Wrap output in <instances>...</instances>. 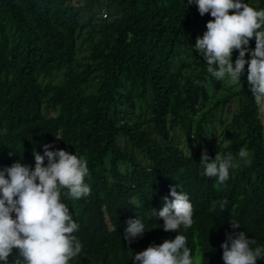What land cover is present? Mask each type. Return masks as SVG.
I'll use <instances>...</instances> for the list:
<instances>
[{
	"label": "trees",
	"instance_id": "1",
	"mask_svg": "<svg viewBox=\"0 0 264 264\" xmlns=\"http://www.w3.org/2000/svg\"><path fill=\"white\" fill-rule=\"evenodd\" d=\"M102 2L105 23L91 29L92 58L79 70L74 63L79 33ZM243 2L264 9V0ZM197 13L195 0H0V168L14 161L34 167L32 152L43 154L45 143L88 162L90 195L61 194L83 245L69 264H134L136 252L174 238L161 218L151 217V209L163 206L162 197L172 199L171 187L187 193L193 205V224L179 234L186 236L194 261L224 264L226 232L245 231L264 246V130L247 65L242 87L209 105V87L216 90L221 83L193 48ZM248 47H255L254 38ZM180 51L198 64L194 77L182 84L172 69ZM237 55L233 50V62ZM43 104L59 113L45 114ZM224 105L234 110L226 128L232 143L220 154L237 157L245 147L250 163L237 157L240 166L220 184L202 174L199 162L202 151L211 158L218 152L207 125ZM176 127L191 157L174 141ZM132 198L142 206H133ZM137 217L146 232L129 244L123 238L126 221ZM233 219L239 229L229 226ZM16 252L9 264H15Z\"/></svg>",
	"mask_w": 264,
	"mask_h": 264
},
{
	"label": "clouds",
	"instance_id": "2",
	"mask_svg": "<svg viewBox=\"0 0 264 264\" xmlns=\"http://www.w3.org/2000/svg\"><path fill=\"white\" fill-rule=\"evenodd\" d=\"M195 4L201 16L208 13L213 18L206 22V31L195 38L193 46L206 62L207 73L217 80H226L229 86L242 87L241 76L247 65L248 86L258 110L264 113V9L257 10L243 0H195ZM252 38L254 48L248 47ZM233 50L238 52L234 62ZM42 147L43 154L32 152L34 167L14 161L0 168V262L3 264H9L13 249L17 250L15 264H69L82 253L83 245L74 235L79 225L68 206L61 202V194L63 191L72 199L90 195L91 188L85 183L88 162L64 149L50 150L47 143ZM187 154L191 157L188 145ZM237 157L245 164L250 163L245 147L240 148ZM237 157L231 152L223 155L216 152L211 158L202 151L199 162L203 166L202 174L223 184L230 169L240 166ZM169 195L172 199L162 197L159 211L151 209V217L161 218L163 230L175 232V237L136 252L132 255L134 264H200L199 257L194 261L186 236L179 234L181 227L187 230L193 224L189 196L177 192L175 187L170 188ZM131 203L136 208L142 206V201L135 198ZM227 204V199L220 202L221 211ZM126 224L123 238L129 244L146 232L138 217L129 218ZM229 226L234 230L240 228L235 219L230 220ZM221 248L224 264H257L258 259H264V246L257 245L245 231L226 232Z\"/></svg>",
	"mask_w": 264,
	"mask_h": 264
},
{
	"label": "rangeland",
	"instance_id": "3",
	"mask_svg": "<svg viewBox=\"0 0 264 264\" xmlns=\"http://www.w3.org/2000/svg\"><path fill=\"white\" fill-rule=\"evenodd\" d=\"M104 2L99 6L95 12V15L86 28L80 31L79 38L77 41V51L74 63L77 68L80 70L83 68L84 64L89 62L92 58L93 48H94V40L96 38L90 37V31L92 28H100L105 23L106 18V8L104 7ZM210 19H213L210 14L206 13L204 16H201L199 12L196 16L195 26L197 27L198 36H202L204 31H206V22ZM197 58H193V56L189 55L187 52L180 51L174 57L173 71L177 73V80L180 84L184 83L187 79H192L195 75V72L198 70V64L196 63ZM50 78H46L48 81ZM55 81H59V79H55ZM221 86L219 89L214 90L212 86L209 87V92L211 94V98L209 100V105L214 104V102L218 98H223L227 93L234 92L238 88V86H229L227 85L226 80H220ZM88 90V89H86ZM47 105L43 104V112L47 115H57L59 113L58 107L46 108ZM235 107L232 106V108ZM233 109L231 111L227 110V106L224 105L222 110L217 113V118L212 120L210 124L207 125V128L210 129L213 127L211 131V135L216 138V148L220 153L225 147L229 146L232 143V140L227 133V126L231 121V117L233 114ZM258 117L261 121L264 130V113H261L258 110ZM134 122H139L138 118H134ZM193 136V135H192ZM119 142L124 146V139L122 136L119 137ZM174 141L179 144V147L187 154V139H185V135L182 131L179 130V127H176V134L174 136ZM192 142L195 141V137H192ZM196 144V143H195ZM189 147V146H188ZM56 148H53L55 150ZM71 153L69 150H66Z\"/></svg>",
	"mask_w": 264,
	"mask_h": 264
}]
</instances>
